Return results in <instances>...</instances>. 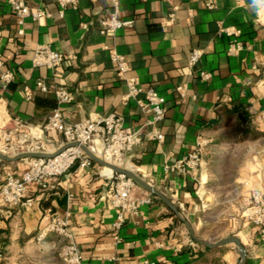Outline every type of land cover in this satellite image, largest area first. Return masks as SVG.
I'll return each instance as SVG.
<instances>
[{
    "label": "crops",
    "instance_id": "0c3cea01",
    "mask_svg": "<svg viewBox=\"0 0 264 264\" xmlns=\"http://www.w3.org/2000/svg\"><path fill=\"white\" fill-rule=\"evenodd\" d=\"M25 2L31 11L47 16L25 19L19 35L16 16L6 0H0V123L9 117L41 127L57 107L52 90L60 86L74 98L61 109L68 122L117 114L125 126L141 128V142L126 156L124 168L166 195L184 221L151 197L137 215L126 216L115 242L116 210L100 198L106 187L99 176L101 166L94 163L93 168L51 179L44 193L30 187V207L4 209L0 255L6 264H65L54 234L36 241L54 216L66 221L83 264H237L234 244L207 248L191 238L190 229L194 233L203 228L207 211L217 208L224 215L227 209L219 207L220 200L250 197L264 185V20L247 11L244 0H124L120 18L132 25L103 35L98 18L113 9L111 0H76L61 17L57 0ZM221 27L237 33H221ZM232 42L241 44L235 55L227 53ZM42 44L64 55L58 68L32 66L33 51ZM196 49L202 55L190 71L189 55ZM112 50L127 60L129 77L165 99L167 112L158 124L161 141L146 135L150 128H142L145 117L135 101L123 104L125 85L111 62ZM201 70L210 74L209 79L199 77ZM6 71L14 76L8 84L1 80ZM37 80H43L50 92L38 91ZM237 133L261 136L222 144ZM201 141L209 146L196 169L164 170ZM225 147L232 152L227 159L216 155L220 160H213L210 152ZM247 148L244 158L239 152ZM27 162L0 160V187L7 173L20 176ZM133 192L136 197L148 195L138 185ZM230 207L234 218L223 222L216 237L198 238L215 243L235 236L244 247L242 264H264L259 227L248 220V210Z\"/></svg>",
    "mask_w": 264,
    "mask_h": 264
},
{
    "label": "built area",
    "instance_id": "2783aa9c",
    "mask_svg": "<svg viewBox=\"0 0 264 264\" xmlns=\"http://www.w3.org/2000/svg\"><path fill=\"white\" fill-rule=\"evenodd\" d=\"M124 0H111L112 10L98 18L99 32L103 35H111L132 25L131 20L120 18V5ZM18 22V34L22 35L24 20L30 18L37 20L41 16H47L43 11H31L25 0H6ZM76 0H57L61 17L63 10L74 5ZM212 8V2L207 3ZM219 32L236 34L227 28L219 29ZM241 49V44L232 42L227 50L229 55H235ZM202 55L201 50H192L188 67L194 68ZM110 59L116 68L117 76L124 82L125 93L123 104L135 101L145 117L143 127L150 128L146 135L153 141H161L162 135L158 124L165 116V99L154 89H142L135 77L127 75L129 64L125 57L112 50ZM64 61V55L52 49L49 45H37L33 51L31 64L33 67H45L56 69ZM199 77L209 79L210 74L199 71ZM1 80L8 84L14 80L13 73L6 71L1 75ZM35 87L41 93H47L49 87L43 80H37ZM179 91L180 87L177 88ZM52 93L56 99L57 107L48 115L41 127L24 124L16 119L6 117L0 123V151L3 153L18 155L22 153H37L51 155L46 158L26 159L27 168L20 176L7 173L0 187V216L6 207L12 210L30 207L34 197L28 193L30 187L44 193L50 188L49 181L68 174L74 169L94 167L86 153L80 147H86L93 155L108 163L124 168L126 156L141 142V128L132 129L125 126L123 119L117 114L87 119L78 123L68 122L62 114V107L73 101V95L64 87H54ZM203 141L197 144L193 151L173 164H168L164 170L169 173L185 172L186 169H196L201 160ZM99 176L103 178L106 190L101 195L109 207L116 210V217L112 223L115 242L119 241L118 231L125 222L127 215H137L139 208L151 203L150 195L145 197L134 196L136 183L124 174L113 171H105L101 167ZM248 220L258 226L261 235L264 236V185L252 192L249 200ZM48 233L54 234L60 242L59 255L65 264H83L79 248L71 241V234L65 220L58 216L50 219L49 223L37 235L36 241H42ZM6 259L0 255V264H6Z\"/></svg>",
    "mask_w": 264,
    "mask_h": 264
},
{
    "label": "water",
    "instance_id": "95a60500",
    "mask_svg": "<svg viewBox=\"0 0 264 264\" xmlns=\"http://www.w3.org/2000/svg\"><path fill=\"white\" fill-rule=\"evenodd\" d=\"M82 148V150L86 153L87 157L92 160L93 163L103 167V168H107L110 169L111 171L115 172V173H119V174H124L125 176H127L128 178H131L136 185H138L140 188H142L144 191H146L148 193V195L155 197L159 200H161L169 209H171L181 220L184 221V219L181 217V215L179 214L176 206L170 201V199L164 195L162 192H160L159 190L155 189L154 187H152L151 185L147 184L146 182H144L142 179H140L138 177V175H136L135 173H133L132 171L125 169V168H121L118 167L114 164L108 163L102 159H98V157H96L95 155H93L90 151H88V149L84 146H80ZM51 155H43V154H37V153H22V154H18L16 156L13 157H9L6 156L4 154L0 153V160L4 161V162H16L22 159H30V158H46V157H50ZM188 224V223H187ZM190 235L191 238L198 243L202 244L203 246L207 247V248H217V247H221L223 245L232 243L235 245L236 247V252L238 253L239 256V260L237 262V264H242L244 257H245V253H244V247L242 246L240 240L235 237V236H229L226 237L224 239H221L215 243H211L202 239L197 238L196 236H194L193 230L190 229Z\"/></svg>",
    "mask_w": 264,
    "mask_h": 264
},
{
    "label": "rangeland",
    "instance_id": "374dc122",
    "mask_svg": "<svg viewBox=\"0 0 264 264\" xmlns=\"http://www.w3.org/2000/svg\"><path fill=\"white\" fill-rule=\"evenodd\" d=\"M261 134L259 133V135H255V134H251V135H242V136H238V133L237 135H233L232 137H230V140L227 142V141H224V143L222 144H229L230 142H243V141H252V140H255L257 139L258 137H260ZM217 146L218 144L220 143H216ZM215 144V145H216ZM231 144V143H230ZM214 145V144H212ZM209 144L203 146L204 148H202V154L201 156H203V154L205 153V148L208 147ZM227 147H225V150H218V151H212L210 152L211 153V157L213 160H220L221 157H223V159H227V157L229 156L231 152V150H228L226 149ZM261 149V147H260ZM1 150V149H0ZM242 152V153H241ZM241 152H239L240 154H243L242 156H244V158L246 156L249 155V152H250V149L247 148L245 150H241ZM1 154H4L6 156H9V157H13L14 155H11V154H7V153H3L2 151H0ZM217 153V154H216ZM208 155V154H207ZM216 155H220V158L217 157ZM260 158L262 156V153L259 154ZM261 166V165H260ZM261 170V173L262 175H264V171H262V167L260 168ZM262 180H264V176H262L261 178ZM226 181H229V178L226 179ZM246 187L247 184H246ZM261 187V186H260ZM249 200H250V197L248 195H242V196H239L237 197L236 199H232L231 200H226V199H222L219 201V207H221L223 205V208H226V212L224 215H220L219 214V211L218 209L216 208V211L214 210H211V211H207L206 214H205V217L202 219V224H203V228L204 229H207V227L209 228L210 227V230H208V232H204L202 229V227L197 230L198 232H194V236H196L198 238V236H207L208 238H214V236L216 237L217 236V232L216 230L222 226L223 222H228L229 220L233 219L234 218V211H232V208L230 207L231 204L233 205H236L238 208L242 209L243 211L245 210H248L249 209ZM196 224V223H195ZM205 225V226H204ZM193 229V228H192ZM198 235V236H197Z\"/></svg>",
    "mask_w": 264,
    "mask_h": 264
},
{
    "label": "clouds",
    "instance_id": "9594fccd",
    "mask_svg": "<svg viewBox=\"0 0 264 264\" xmlns=\"http://www.w3.org/2000/svg\"><path fill=\"white\" fill-rule=\"evenodd\" d=\"M244 7L258 19L264 20V0H244Z\"/></svg>",
    "mask_w": 264,
    "mask_h": 264
},
{
    "label": "bare ground",
    "instance_id": "6f19581e",
    "mask_svg": "<svg viewBox=\"0 0 264 264\" xmlns=\"http://www.w3.org/2000/svg\"><path fill=\"white\" fill-rule=\"evenodd\" d=\"M2 116H3V115H2ZM109 171H111V170L109 169ZM109 171H108V172H109Z\"/></svg>",
    "mask_w": 264,
    "mask_h": 264
}]
</instances>
